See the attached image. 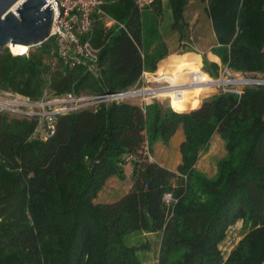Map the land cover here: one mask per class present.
<instances>
[{
	"label": "trees",
	"instance_id": "1",
	"mask_svg": "<svg viewBox=\"0 0 264 264\" xmlns=\"http://www.w3.org/2000/svg\"><path fill=\"white\" fill-rule=\"evenodd\" d=\"M204 1L220 65L264 76V0ZM99 9L114 24L92 15L95 72L63 66L49 38L22 55L0 49V91L32 102L108 94L153 72L167 55L160 0L140 9L134 0H101ZM201 62L215 79L218 66ZM199 67L196 55H170L154 75L208 81ZM168 97L171 107L129 100L49 120L0 113V264H144L146 246L128 243L139 233L159 237L156 264H264V86L199 99L187 113L183 100ZM178 128L180 163L169 171L149 152L155 142L167 146ZM213 134L226 155L209 180L194 166ZM109 178H126L128 190L94 202ZM236 222L241 238L223 256L217 247Z\"/></svg>",
	"mask_w": 264,
	"mask_h": 264
},
{
	"label": "rangeland",
	"instance_id": "2",
	"mask_svg": "<svg viewBox=\"0 0 264 264\" xmlns=\"http://www.w3.org/2000/svg\"><path fill=\"white\" fill-rule=\"evenodd\" d=\"M162 4V11L160 17V34L163 42L167 48V55L163 58L166 59L170 55H183L193 54L205 58V54L210 53V48L214 45L212 38V32L206 15V3L204 0H160ZM179 16V18H178ZM184 30L188 32L189 39L183 40ZM9 50V48H7ZM26 48H23L22 52H25ZM206 59V58H205ZM162 61V60H161ZM200 62L199 70L203 72L211 81L218 80H251L257 77H264L258 74H244L241 72H233L226 67L219 66L217 77L215 79L208 76L202 69V62ZM156 70V69H155ZM155 72V71H154ZM169 83L171 86L187 85L188 83L194 84L199 82L187 81L181 84H174L163 79H149L141 78L137 86L131 90H141L147 88H154L158 86H165ZM245 86H253V84H241V85H225L214 88L211 92L207 93L202 97L200 104L211 98L213 95L220 92L226 91H240ZM195 90L188 89L184 92L195 93ZM197 93V92H196ZM195 93V94H196ZM178 96L181 100L184 96H180V92L171 93ZM171 94H159L157 100L163 105L170 106V98L168 95ZM133 102H141L142 104L147 103L146 96L140 97L139 100ZM36 112L37 109H32ZM264 118V116H263ZM182 133L178 130L173 138L168 142L167 146H163L158 142H155L151 146L149 152V159L153 160L161 165L166 166L171 171L175 170L176 163L178 162V145L182 140ZM226 155L224 149V143L217 134H213L211 137L205 152H203L198 158L194 170L197 174L201 175L206 179H214L216 176L217 164ZM128 181L125 178L123 181H119L116 178L106 182L103 188L97 194L96 201L104 202L107 200L114 199L115 197L122 194L127 189ZM240 222L229 226L225 231L224 240L218 245V250L222 254L233 248V246L241 238ZM129 244H142L146 246L143 251V262L144 264H156V258L158 254L159 237L157 235H149L145 233H139L128 238Z\"/></svg>",
	"mask_w": 264,
	"mask_h": 264
},
{
	"label": "built area",
	"instance_id": "3",
	"mask_svg": "<svg viewBox=\"0 0 264 264\" xmlns=\"http://www.w3.org/2000/svg\"><path fill=\"white\" fill-rule=\"evenodd\" d=\"M134 1L139 9L149 3V0ZM45 2L50 5L52 13L49 38L53 39L55 54L62 65L67 68L80 67L87 72H95L98 49L92 47L89 41L92 15H102L103 24L106 28L114 24L113 20L103 16L100 11L99 6L101 0H45ZM189 85L190 83L185 86ZM132 88L122 92L98 95H75L73 93H67L52 100H45L44 96H41L35 102L29 101L17 94L0 91V113H8L18 118L38 117L49 120V117L54 114L71 112L78 109H93L98 105H107L112 102L119 103L129 100H139L143 96H146V104H149L153 100H157L158 97L151 92L161 94L164 91L171 90L172 86L167 83L165 86L141 90H131ZM142 91H147V93L141 95L140 92ZM226 92L240 93V91ZM34 108L37 109L36 112L32 111ZM163 199L165 202L171 200L169 195H164ZM228 252L229 250L223 256H226Z\"/></svg>",
	"mask_w": 264,
	"mask_h": 264
},
{
	"label": "water",
	"instance_id": "4",
	"mask_svg": "<svg viewBox=\"0 0 264 264\" xmlns=\"http://www.w3.org/2000/svg\"><path fill=\"white\" fill-rule=\"evenodd\" d=\"M51 21L50 5L45 0H0V49L19 45L27 51L40 46L50 37ZM250 81H264V77ZM252 84L264 86L263 82Z\"/></svg>",
	"mask_w": 264,
	"mask_h": 264
},
{
	"label": "bare ground",
	"instance_id": "5",
	"mask_svg": "<svg viewBox=\"0 0 264 264\" xmlns=\"http://www.w3.org/2000/svg\"><path fill=\"white\" fill-rule=\"evenodd\" d=\"M9 48V52H11L13 55H19L22 53V50L23 46H19V45H9L8 46ZM254 82H263L264 81H250V80H231V81H228V80H218V81H211V80H208V81H205V82H199V83H194V84H190L189 86H185V85H178V86H172V89L171 90H168V91H164L163 93H166V94H171V93H176V92H180V96H184V99H185V95H184V91L185 90H195V89H199V90H204V91H207V93L211 92L214 88H217L219 86H225V85H228V84H231V85H241V84H252ZM147 93V91H142L140 92L141 95H145ZM151 93H154L155 95L159 96V93L158 92H151ZM161 93V94H163ZM202 94V93H201ZM169 96V95H168ZM189 101V100H188Z\"/></svg>",
	"mask_w": 264,
	"mask_h": 264
},
{
	"label": "crops",
	"instance_id": "6",
	"mask_svg": "<svg viewBox=\"0 0 264 264\" xmlns=\"http://www.w3.org/2000/svg\"><path fill=\"white\" fill-rule=\"evenodd\" d=\"M209 22V21H208ZM212 38H213V40H214V45H212L211 46V48H213V47H215L216 46V42H215V39H214V37H213V34H212ZM211 48H210V50H211ZM198 58H199V56H198ZM205 58H206V60L208 61V62H211V63H214V64H216L217 66H218V68H219V66H221L220 65V61H219V59H218V57H216L215 55H213L212 53H211V51H210V53L208 54L207 53V55L205 54ZM161 60H163V59H161ZM161 60L160 61H158L157 62V64H156V66H155V69H157V66H158V64L161 62ZM199 61H201V59L199 58ZM200 63V62H199ZM154 71H156V70H154ZM150 72V73H148V72H143L142 74H141V78L143 77V78H149V79H153V80H156L155 79V72ZM193 92H197L196 94L195 93H189V94H187V92H185L184 93V95H185V99H182L183 101H184V103H185V108H186V110L188 111L190 108H191V106H192V104L195 102V101H197V100H199V99H202V97H204V95L205 94H207V91H204V90H197V91H193ZM202 93V94H201ZM189 100V101H188ZM180 131L181 133H182V131H181V128H178L176 131H175V133L177 132V131ZM174 133V134H175ZM174 134H173V136H174ZM173 136L169 139V144H170V140L173 138ZM183 137V136H182ZM183 141V138H182V140L180 141V143ZM159 144H161L160 142H158ZM180 143H179V145H180ZM179 145H178V148H179ZM178 162L176 163V166L180 163V154H179V150H178ZM151 161H153V160H151ZM153 162H155V161H153ZM155 163H157V162H155ZM158 165H160L161 167H164L165 169H167V170H169V171H171L169 168H167L166 166H164V165H161V164H159V163H157ZM176 166H175V168H176ZM112 179L113 178H109L108 180H107V182L108 181H111L112 182ZM128 188H129V185H127V189L122 193V194H124L127 190H128ZM122 194H120V195H122ZM119 195V196H120ZM119 196H117V197H115L114 199H111V200H107V201H104V202H111V201H113V200H115V199H117ZM96 199H97V197H96ZM96 199L94 200V202H97V203H101L100 201H96ZM149 235H152V234H149Z\"/></svg>",
	"mask_w": 264,
	"mask_h": 264
}]
</instances>
